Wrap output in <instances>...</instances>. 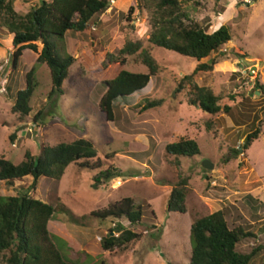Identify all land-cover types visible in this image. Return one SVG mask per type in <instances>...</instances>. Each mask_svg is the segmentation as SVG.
<instances>
[{"label": "rangeland", "instance_id": "obj_1", "mask_svg": "<svg viewBox=\"0 0 264 264\" xmlns=\"http://www.w3.org/2000/svg\"><path fill=\"white\" fill-rule=\"evenodd\" d=\"M42 1L18 0L15 6L26 13ZM132 1L115 0L95 19L89 34L69 31L63 39L53 40L62 58H77L84 48L117 53L129 40L142 42L152 52L159 64L157 75L142 92L116 102L113 121L99 108L102 75L89 74L74 64L64 81L65 94L48 100L51 75L46 65L36 64L42 44H37L38 54L25 50L15 71L11 51L0 47V158L19 163L27 151L39 156L43 147L78 139L90 140L97 151V160L90 165L99 164V169L72 164L62 179L41 178L29 192L30 197L57 208L47 229L74 264H189L190 227L195 220L228 208V221L236 226L264 221V208L254 215L244 201L249 195L264 204V95L255 88L257 80L264 86V0H252L250 5L244 0H190L186 5L190 19L207 24L208 33L222 25L231 28L232 41L211 57L221 58L224 53L223 61L212 72L194 77L199 86L222 95L231 108L216 116L189 106L185 93L178 92L182 78L191 75L199 62L151 45L148 12L137 9L127 18ZM10 40L0 27V43L9 46ZM34 66L38 86L30 104L32 112L21 117L13 112L16 92L26 87L25 75ZM121 69L148 73L131 57ZM159 100L164 101L162 106L144 111L147 101ZM260 125L258 140L234 158L230 150H241L245 137ZM173 135L196 140L200 149L198 156L180 159L179 168L165 150ZM204 162H211L212 170H206ZM109 168L113 177L96 185L100 173ZM180 176L188 179L186 213H170L168 201ZM32 183V177L15 180L12 186L0 182V196L26 193ZM127 197L144 207V215L138 224L125 218L120 222L141 233L142 239L122 250L105 252L100 241L117 220L91 214ZM254 232L257 238L245 242L242 251L264 246V226Z\"/></svg>", "mask_w": 264, "mask_h": 264}, {"label": "trees", "instance_id": "obj_2", "mask_svg": "<svg viewBox=\"0 0 264 264\" xmlns=\"http://www.w3.org/2000/svg\"><path fill=\"white\" fill-rule=\"evenodd\" d=\"M18 0H0V27L10 35V45L0 43V47L11 51V68H18L19 60L25 50L38 54V43L42 49L36 60L38 65L49 69L52 88L48 100L65 94L63 85L68 78L69 69L78 64L82 70L92 75H102L104 94L99 108L108 121H113V109L120 98H128L145 90L151 78L159 71V64L152 52L142 42L127 41L117 53L84 48L77 58L70 55L59 57L54 39H63L69 31L89 34L95 19L110 8L109 0H43L28 12L16 9ZM254 3L259 0H253ZM190 0H133L128 16L137 9L149 14L151 33L149 43L153 46L175 52L181 56L196 59L199 63L193 73L184 76L179 83L178 92H184L187 104L203 113L216 116L227 114L231 108L224 104V97L216 94L210 87L199 86L194 77L200 73L212 72L214 66L222 62L221 58H211L220 53L232 41L231 28L222 25L213 33H208V25L190 19L186 5ZM131 57L135 65L147 68L148 73H137L121 69ZM242 58H245L242 56ZM209 59L207 62L203 60ZM119 70L110 79L107 75ZM35 66L25 75L26 87L16 92L13 112L27 117L32 112L31 100L38 86L35 78ZM9 88V87H8ZM256 90L264 95V86L257 80ZM255 90V91H256ZM234 100L235 96L229 95ZM243 100H247L242 95ZM163 100L147 101L144 111L162 106ZM261 134V125L249 133L241 150L231 149L234 158L240 151L247 152ZM168 155L175 158L180 167V159L193 158L200 154L196 140L187 136L173 135L172 141L165 146ZM94 144L87 139H78L73 143H59L52 147H43L39 156L26 152L19 163L0 158V182L13 185L15 180L32 177L33 183L26 193L17 196H0V263L1 264H74L66 259L54 237L47 229L48 222L54 218L55 207L30 197L41 178L60 180L66 169L72 164L89 169H99ZM111 169L100 173L98 185L103 180L113 177ZM94 185V187L96 186ZM188 179L179 177L172 187L168 201L170 213H186V194ZM245 203L254 215L264 204L252 196L244 197ZM153 213V212H152ZM144 215V207L136 205L130 197L113 204L105 211L93 212L91 216L106 220L115 218L117 223L100 241L105 252L122 250L142 239L141 233L127 229L120 220L126 219L132 225L138 224ZM230 210L225 208L211 215L195 220L190 227L191 258L189 264H264V246H256L251 251H242L240 247L251 239H256L255 229L264 226V221L257 225H234L228 221ZM240 217V216H238ZM111 233L115 235L112 236ZM89 259V256H86Z\"/></svg>", "mask_w": 264, "mask_h": 264}, {"label": "water", "instance_id": "obj_3", "mask_svg": "<svg viewBox=\"0 0 264 264\" xmlns=\"http://www.w3.org/2000/svg\"><path fill=\"white\" fill-rule=\"evenodd\" d=\"M203 167H204L206 170H212V168H213V164H212L211 162H204ZM111 235L114 236L115 234H114V233H111Z\"/></svg>", "mask_w": 264, "mask_h": 264}, {"label": "built area", "instance_id": "obj_4", "mask_svg": "<svg viewBox=\"0 0 264 264\" xmlns=\"http://www.w3.org/2000/svg\"><path fill=\"white\" fill-rule=\"evenodd\" d=\"M109 3H110V5H114L115 0H109ZM244 3L250 5L252 3V0H244Z\"/></svg>", "mask_w": 264, "mask_h": 264}, {"label": "crops", "instance_id": "obj_5", "mask_svg": "<svg viewBox=\"0 0 264 264\" xmlns=\"http://www.w3.org/2000/svg\"><path fill=\"white\" fill-rule=\"evenodd\" d=\"M6 50V49H5Z\"/></svg>", "mask_w": 264, "mask_h": 264}]
</instances>
